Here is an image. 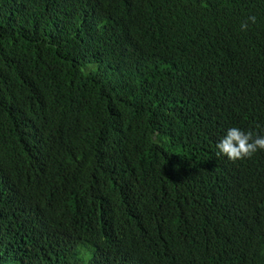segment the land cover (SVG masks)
Listing matches in <instances>:
<instances>
[{"label":"trees","instance_id":"16d2710c","mask_svg":"<svg viewBox=\"0 0 264 264\" xmlns=\"http://www.w3.org/2000/svg\"><path fill=\"white\" fill-rule=\"evenodd\" d=\"M232 126L264 132V0H0V264H264Z\"/></svg>","mask_w":264,"mask_h":264},{"label":"clouds","instance_id":"9594fccd","mask_svg":"<svg viewBox=\"0 0 264 264\" xmlns=\"http://www.w3.org/2000/svg\"><path fill=\"white\" fill-rule=\"evenodd\" d=\"M248 21L256 22L255 16H249ZM248 21L241 24V29H247ZM219 155L228 160L236 161L249 158L258 151H264V132L254 133L240 127L232 126L224 130L216 143Z\"/></svg>","mask_w":264,"mask_h":264}]
</instances>
